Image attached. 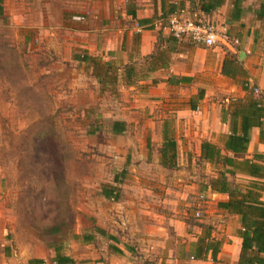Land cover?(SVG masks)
<instances>
[{
	"label": "rangeland",
	"instance_id": "obj_1",
	"mask_svg": "<svg viewBox=\"0 0 264 264\" xmlns=\"http://www.w3.org/2000/svg\"><path fill=\"white\" fill-rule=\"evenodd\" d=\"M65 5H2L0 260L51 264L57 252L76 264H190L186 247L208 231L192 217L206 169L197 161L193 168L181 165L179 150L175 168L162 167L156 145H147L146 118L132 93L110 100L70 61L62 38ZM115 120L126 124L121 135L112 134ZM187 171L196 181L186 178ZM111 189L116 198L105 199ZM202 202L205 217L217 221L211 229L218 239L224 216L217 217V201ZM94 227L118 243L99 235L82 242ZM210 239L216 241L211 232Z\"/></svg>",
	"mask_w": 264,
	"mask_h": 264
},
{
	"label": "crops",
	"instance_id": "obj_2",
	"mask_svg": "<svg viewBox=\"0 0 264 264\" xmlns=\"http://www.w3.org/2000/svg\"><path fill=\"white\" fill-rule=\"evenodd\" d=\"M63 2L67 12L62 38L63 46L68 47L66 52L72 56L70 61L93 80L99 94H107L110 100L132 93L140 117L146 118L142 131L148 136V146L156 145L160 151L167 135L176 144V159L180 151L181 165L193 168L197 161L206 169L202 170L204 184L198 188V196L202 201L206 197L217 201V217L221 219V214L224 221L218 222L220 234L215 239L211 227L216 219L205 217L201 200L193 207L192 217L201 210L198 222L204 223L208 231L186 247L190 264H238L242 244L239 218L218 208L219 203L229 201V195L214 192L209 182L224 174L228 189L246 195L250 183H264V179L249 177L222 162L206 163L201 159V148L209 144L221 157L264 166V115L249 130L242 155L235 157L225 146L229 137L242 134L244 118L249 124L254 122L248 110L252 101L260 102L264 109V0ZM180 10L190 17L199 15L213 25L220 47L215 44L208 48L187 38H173L163 23ZM131 113V109L124 112L128 117ZM115 122L124 123L126 130L125 122L119 120L111 127ZM187 173L186 178L196 181L192 171ZM193 188L189 186V190ZM258 196L264 203V192ZM210 232L212 239L220 243L215 260L210 254L203 261L194 259L197 241L205 237L211 240ZM55 255L50 256L51 264H56ZM174 261L166 260L165 264ZM0 264H15L14 258L0 260ZM30 264L44 263L33 260Z\"/></svg>",
	"mask_w": 264,
	"mask_h": 264
},
{
	"label": "trees",
	"instance_id": "obj_3",
	"mask_svg": "<svg viewBox=\"0 0 264 264\" xmlns=\"http://www.w3.org/2000/svg\"><path fill=\"white\" fill-rule=\"evenodd\" d=\"M2 1L0 0V17L3 15ZM249 113L254 120L252 124H249L244 118L242 125V134L237 136L234 134L229 137L225 146L226 149L232 152L235 157L242 155L246 151L248 144V133L252 126H256L257 123L263 117L264 109L263 105L258 101H252L249 105ZM112 134L121 135L125 131L124 123L115 122L112 125ZM164 143L159 151L161 158V165L167 169H174L176 166V144L167 135H164ZM201 159L206 163L222 162L223 165L235 168L238 171H242L249 177L264 179V166L258 164L249 163L248 161L235 162L230 158L221 157L218 150L209 144H203ZM210 188L219 194L227 193L229 195V201L226 203H219L218 208L223 211H227L229 214L236 215L239 218V222L242 230L240 231L241 254L238 264H264V203L258 200L260 192H264V183L252 182L250 183V190L247 194H242L240 191L230 190L227 188V184L224 180V174L217 179L210 180ZM114 190L104 191L105 199H115ZM95 235H99L103 238H107L110 242L118 243L116 238L108 235L104 230L94 227L92 233L88 235H82L81 240L85 244L93 242ZM110 251L119 256L124 255L123 251L117 248L115 245L109 246ZM220 243L217 241L209 240L205 237L197 241L193 258L196 260H205L210 254L214 261L216 255L219 253ZM126 251L132 250L126 246ZM56 264H74V261L66 256L60 255L56 252L54 257ZM40 263V262H37ZM143 264H153L152 262L145 261Z\"/></svg>",
	"mask_w": 264,
	"mask_h": 264
},
{
	"label": "built area",
	"instance_id": "obj_4",
	"mask_svg": "<svg viewBox=\"0 0 264 264\" xmlns=\"http://www.w3.org/2000/svg\"><path fill=\"white\" fill-rule=\"evenodd\" d=\"M77 20L82 21L83 19L78 18ZM166 21L167 31L177 40L187 38L194 44H201L208 48L215 46L216 42L219 41V34L216 28L210 23L202 20L199 15L190 17L185 10H180L170 14ZM253 92L256 94L258 93V90L255 89ZM200 199L202 198L200 197ZM193 218L196 221L201 220V210L194 212Z\"/></svg>",
	"mask_w": 264,
	"mask_h": 264
},
{
	"label": "water",
	"instance_id": "obj_5",
	"mask_svg": "<svg viewBox=\"0 0 264 264\" xmlns=\"http://www.w3.org/2000/svg\"><path fill=\"white\" fill-rule=\"evenodd\" d=\"M242 55V54H241Z\"/></svg>",
	"mask_w": 264,
	"mask_h": 264
}]
</instances>
